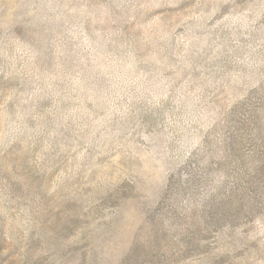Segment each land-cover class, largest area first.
Listing matches in <instances>:
<instances>
[{
    "label": "rangeland",
    "instance_id": "rangeland-1",
    "mask_svg": "<svg viewBox=\"0 0 264 264\" xmlns=\"http://www.w3.org/2000/svg\"><path fill=\"white\" fill-rule=\"evenodd\" d=\"M263 163L264 0H0V264H264Z\"/></svg>",
    "mask_w": 264,
    "mask_h": 264
},
{
    "label": "trees",
    "instance_id": "trees-1",
    "mask_svg": "<svg viewBox=\"0 0 264 264\" xmlns=\"http://www.w3.org/2000/svg\"><path fill=\"white\" fill-rule=\"evenodd\" d=\"M250 116H251V114H247V115L246 114H243V115H241V116L238 117V120L235 121V123H234V125L238 124V131H239V129H242L246 125H248L247 120L250 119ZM234 135H236V133H230V136L232 138L235 137ZM262 166H264V163L262 164Z\"/></svg>",
    "mask_w": 264,
    "mask_h": 264
}]
</instances>
